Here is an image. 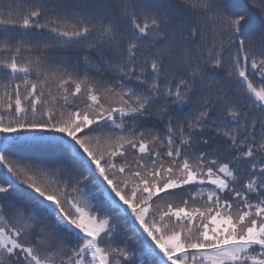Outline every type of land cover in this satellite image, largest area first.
<instances>
[{
	"label": "snow or ice",
	"instance_id": "snow-or-ice-1",
	"mask_svg": "<svg viewBox=\"0 0 264 264\" xmlns=\"http://www.w3.org/2000/svg\"><path fill=\"white\" fill-rule=\"evenodd\" d=\"M167 7L0 3V264H264V0ZM26 129L61 155L12 159Z\"/></svg>",
	"mask_w": 264,
	"mask_h": 264
},
{
	"label": "trees",
	"instance_id": "trees-1",
	"mask_svg": "<svg viewBox=\"0 0 264 264\" xmlns=\"http://www.w3.org/2000/svg\"><path fill=\"white\" fill-rule=\"evenodd\" d=\"M4 0H0V3ZM150 2L160 3L161 12L167 13L169 11L167 5L170 0H150ZM225 4L230 7H239L245 4L251 6L252 0H225ZM36 39H45L37 37ZM55 43V42H53ZM43 48V45L41 44ZM47 52L49 63H70L77 65L79 70L83 72L85 70V65L83 63V53L84 49L80 45L63 46L59 45L57 47L45 50ZM223 73L221 72V76ZM35 79V75L32 77ZM8 82L7 77L0 78V85ZM55 90L53 86V91ZM47 93V87L45 88ZM186 114L185 109H179L168 114V118L173 119L176 122H182L184 115ZM146 128L153 129L159 132L163 138V133L165 131L164 125L160 123L154 117H146L144 122ZM13 136H18L15 147L13 148L12 159H22L24 161H55L62 153L61 146L49 139L52 136H60L59 133H53L47 129H26L21 130L19 133L10 134ZM131 158V157H130ZM6 169L0 167V179L4 177ZM195 189H189L188 191H194ZM184 193H176L174 200L179 203L180 199L184 197ZM197 203H202L198 201ZM130 235V233H129Z\"/></svg>",
	"mask_w": 264,
	"mask_h": 264
},
{
	"label": "rangeland",
	"instance_id": "rangeland-1",
	"mask_svg": "<svg viewBox=\"0 0 264 264\" xmlns=\"http://www.w3.org/2000/svg\"><path fill=\"white\" fill-rule=\"evenodd\" d=\"M179 109H182L179 105H176V106H171L170 107V111H169V113L170 112H174V111H176V110H179ZM155 119H156V117H154ZM146 121V117H145V120H144V122ZM3 141H0V143H2Z\"/></svg>",
	"mask_w": 264,
	"mask_h": 264
}]
</instances>
